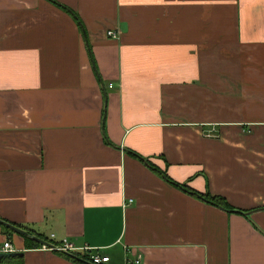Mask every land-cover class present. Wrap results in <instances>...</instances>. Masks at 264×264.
<instances>
[{
  "label": "crops",
  "instance_id": "0c3cea01",
  "mask_svg": "<svg viewBox=\"0 0 264 264\" xmlns=\"http://www.w3.org/2000/svg\"><path fill=\"white\" fill-rule=\"evenodd\" d=\"M0 219L102 264H264V0H0Z\"/></svg>",
  "mask_w": 264,
  "mask_h": 264
},
{
  "label": "trees",
  "instance_id": "16d2710c",
  "mask_svg": "<svg viewBox=\"0 0 264 264\" xmlns=\"http://www.w3.org/2000/svg\"><path fill=\"white\" fill-rule=\"evenodd\" d=\"M130 151V150H129ZM131 152V151H130ZM136 158L140 159L141 161L143 160L152 170L158 172V173H161L163 175L164 178L165 175L164 173L159 170V169H155L154 166L152 164H150L148 161H145V159L143 158H140L137 154L131 152ZM171 184L177 186L178 188H180L181 190L183 191H187L188 193H190L191 195L195 196L196 198L200 199V200H203L211 205H214V206H219L221 207L222 209L226 210V211H230V210H235L236 212L240 213V214H245V211H242L240 209H233L231 206H229L228 204H226L224 202V199L218 195H210L209 193L207 192H196L188 187H185L181 184H178V183H175L174 181H171L169 178H166ZM12 225H15V226H18L22 229L25 230V233L24 234H21V237H22V240H23V245L24 247H27V248H30L32 246L34 247H37L39 246V243L36 242L35 240H33V237L32 235L34 234L37 238H39L40 240H43V237L39 236L38 234L36 233H32V231L30 230H26L23 226H20L18 224H12ZM1 229L9 234L11 231L9 229H7L6 227H3L2 225H0ZM32 233V235H30ZM62 254H64V256L72 259V260H75L77 262H80V263H86L85 261V258L87 257L86 254L82 255V256H78L77 254H70V253H63V252H60ZM0 264H22V256L21 255H6V256H1L0 258Z\"/></svg>",
  "mask_w": 264,
  "mask_h": 264
},
{
  "label": "built area",
  "instance_id": "2783aa9c",
  "mask_svg": "<svg viewBox=\"0 0 264 264\" xmlns=\"http://www.w3.org/2000/svg\"><path fill=\"white\" fill-rule=\"evenodd\" d=\"M105 35L108 37L114 38L116 37L115 32L111 29L105 31ZM108 87H110V84H108ZM48 243V242H47ZM47 247L51 250H54L56 252H63V253H70V254H77L78 256H82L84 254L87 255L85 258V261L87 264H102L105 261H107L108 256L103 253H99L96 251H90L92 248L89 246H74L66 239H63L59 241L57 244L48 243L47 245H40V248ZM1 251H12L10 248V245L7 241H3L0 247ZM90 251V252H89ZM140 261L139 255H135L131 261H126L125 264H137Z\"/></svg>",
  "mask_w": 264,
  "mask_h": 264
},
{
  "label": "water",
  "instance_id": "95a60500",
  "mask_svg": "<svg viewBox=\"0 0 264 264\" xmlns=\"http://www.w3.org/2000/svg\"><path fill=\"white\" fill-rule=\"evenodd\" d=\"M0 225H2L3 227H6L7 229H9L11 232L13 233H17V234H24L25 233V230H23L22 228L18 227V226H15V225H12L11 223H8L2 219H0ZM33 237V240H35L36 242H38L39 244H45L47 245L48 243L44 240H40L39 238L35 237V236H32ZM20 255V252L19 251H1L0 252V258L1 256H6V255Z\"/></svg>",
  "mask_w": 264,
  "mask_h": 264
}]
</instances>
